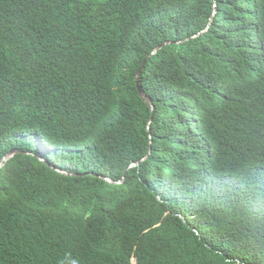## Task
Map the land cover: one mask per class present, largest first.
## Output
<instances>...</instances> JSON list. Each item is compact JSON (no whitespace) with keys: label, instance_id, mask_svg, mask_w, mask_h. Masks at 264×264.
Returning a JSON list of instances; mask_svg holds the SVG:
<instances>
[{"label":"trees","instance_id":"obj_1","mask_svg":"<svg viewBox=\"0 0 264 264\" xmlns=\"http://www.w3.org/2000/svg\"><path fill=\"white\" fill-rule=\"evenodd\" d=\"M14 150L0 264H264V0H0Z\"/></svg>","mask_w":264,"mask_h":264},{"label":"water","instance_id":"obj_2","mask_svg":"<svg viewBox=\"0 0 264 264\" xmlns=\"http://www.w3.org/2000/svg\"><path fill=\"white\" fill-rule=\"evenodd\" d=\"M168 42H163L161 45H165L167 44ZM161 45H159L158 47H160ZM157 47V48H158ZM155 48L154 51L157 49ZM139 72H140V69L136 75V78H137V88H138V91H139V95L141 96V98L150 106L151 110H152V113L154 112V106L151 102V100L147 97L146 93L144 92V90L141 88L140 84L138 83V76H139ZM153 118V116H152ZM151 118V120H152ZM18 152V150H14V151H10L8 152L3 158L2 160L0 161V167L2 166L3 162L6 161L10 156H12L14 153ZM148 155V154H147ZM147 157V156H146ZM138 164V161L137 162H133L131 163V165L129 167H132L134 165ZM64 172V171H62ZM64 173H67V172H64ZM106 180H108L109 182H113L110 178H107L105 177Z\"/></svg>","mask_w":264,"mask_h":264}]
</instances>
